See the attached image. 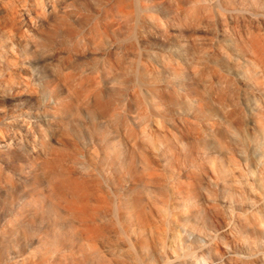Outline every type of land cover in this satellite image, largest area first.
<instances>
[{
    "label": "rangeland",
    "instance_id": "rangeland-1",
    "mask_svg": "<svg viewBox=\"0 0 264 264\" xmlns=\"http://www.w3.org/2000/svg\"><path fill=\"white\" fill-rule=\"evenodd\" d=\"M149 1L151 10L168 22L163 28L146 18L140 49L145 57L151 56L166 84L162 55L180 57L190 47L183 44L184 35L196 26L190 22L193 19H186L190 3L182 2L177 13L176 0ZM208 4L214 16L203 13L196 29L201 41L214 46L219 59L218 46L226 39L241 45L240 31L253 30L264 37V0H234L231 6L226 1L220 6ZM56 7L74 15L75 26L77 20L102 16L108 8L98 0H0V264H26L20 254L53 250V241L64 240L70 233L68 224L50 212L48 199L37 201L48 178L43 158L50 146L62 148L67 143L71 148L80 147L89 163L100 166L105 146L95 129L105 127L113 131L111 142L124 164L108 163L109 178L102 176L106 189L127 201H143L154 216L151 225L139 227L127 221L124 228L116 224L115 230H109L101 244L108 256L120 264H149L152 260L163 264L162 251L183 259L189 248L203 254L206 264H264V174L258 169L255 147L200 148L189 137L182 144L171 134L153 139L161 150L148 155L166 181L168 195L164 204L152 205L149 196L158 188L146 182L141 153L125 136L129 122L122 121L126 115L139 143L148 146L150 138L140 127L141 110L132 106L128 112L120 107L114 116L105 118L103 109L87 108L85 95L90 96L93 107L95 90L113 91L114 73L108 71L102 54L106 51L76 53L82 44L80 35H69L64 24L56 25ZM55 97L69 99L71 107L54 115L49 105ZM166 124L179 133L174 125ZM117 128L119 141L114 137ZM151 128L160 131L153 122ZM109 217L116 222L115 216ZM201 244L205 245L202 250Z\"/></svg>",
    "mask_w": 264,
    "mask_h": 264
},
{
    "label": "bare ground",
    "instance_id": "bare-ground-1",
    "mask_svg": "<svg viewBox=\"0 0 264 264\" xmlns=\"http://www.w3.org/2000/svg\"><path fill=\"white\" fill-rule=\"evenodd\" d=\"M210 1L219 6L222 1H226V5L231 6L234 0H176L175 6H169L170 9L174 6L178 13L182 9V2L190 3L185 14L186 19H193L190 22L199 27L203 13L214 16L208 4ZM149 2L98 0L99 4L108 7L107 13L96 17L87 16L83 21L77 20L81 28L78 25L76 27L71 20L74 15L67 14L64 7L59 10L56 7L54 21L56 25L64 24L69 35H80L82 44L77 54L80 51H106L102 54L108 62V71L114 73L111 82L115 88L109 93L103 92L100 87L95 90L93 107L90 96L85 95L83 100L87 108L90 111L96 107L103 109L101 111L105 118L114 116L120 107L128 112L132 106L141 110L140 127L150 138L148 146L139 143L136 129L126 115L122 117V121L129 122L125 136L130 145L141 153V171L146 182L158 188L156 193L149 196L150 203L154 206L159 202L164 204L168 195L165 192L166 181L162 180L148 155L149 151L157 153L161 150L153 141L158 137L161 140V136L167 138L171 134L182 144L189 137L200 148L216 145L225 149L235 146L243 150L247 144L253 145L261 165L258 169L264 174L262 34L253 30L243 33L237 31L241 45L226 39L218 46L222 54L219 59L214 46L207 44L204 39L201 41L195 27L188 35H184L187 38L183 44L190 47L180 57L162 55V66L168 73L165 76L166 84H163V73L152 63L151 56L147 54L145 57L140 49V38L144 35L148 21L163 28L168 22V18H162L151 10ZM113 52H116L114 58ZM68 57L71 58V55ZM56 95L61 96V93L57 91ZM59 98L55 97L49 105L54 115L63 109L68 110L72 105L69 99ZM132 121L136 122L135 115H132ZM152 122L156 124L159 132L151 128ZM166 123L174 125L179 133L171 130ZM95 131H100L105 146L104 164L100 166L97 161L96 164L89 163L85 159L86 152L77 145L71 148L64 143L62 148L50 146L47 149L43 158L44 169L48 173L47 185L45 191L37 194V201L48 199L50 212H54L58 219L68 224L70 233L64 240L55 239L53 250L39 255L34 252L20 254L19 256L24 255L22 261H26V264H120L119 260L108 256L101 248L107 232L115 230L116 224L124 228L127 221L139 227L151 225L154 216L150 205L141 200L127 201L106 189L102 176L109 178L108 163L113 165L119 162L121 166L124 164L119 161L121 155L111 142L113 131L107 127ZM115 131L118 135L114 137L117 136L116 140L119 141L121 135L118 128ZM41 142L46 144L44 139ZM257 171L254 170V173ZM111 215L115 216L116 222L109 217ZM116 232L118 233L117 230ZM162 244L165 245L163 242ZM200 246V250L205 247L204 244ZM161 254L163 264L207 262L203 254L189 248L185 253L186 258L183 259H180V255L170 257L165 250ZM149 264L155 263L152 260Z\"/></svg>",
    "mask_w": 264,
    "mask_h": 264
}]
</instances>
